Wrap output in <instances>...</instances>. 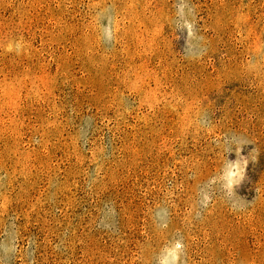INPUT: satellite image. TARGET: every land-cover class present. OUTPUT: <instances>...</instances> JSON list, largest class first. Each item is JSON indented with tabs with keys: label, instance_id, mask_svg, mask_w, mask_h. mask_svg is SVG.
Returning <instances> with one entry per match:
<instances>
[{
	"label": "rangeland",
	"instance_id": "374dc122",
	"mask_svg": "<svg viewBox=\"0 0 264 264\" xmlns=\"http://www.w3.org/2000/svg\"><path fill=\"white\" fill-rule=\"evenodd\" d=\"M181 2L0 0V264H264V0Z\"/></svg>",
	"mask_w": 264,
	"mask_h": 264
},
{
	"label": "clouds",
	"instance_id": "9594fccd",
	"mask_svg": "<svg viewBox=\"0 0 264 264\" xmlns=\"http://www.w3.org/2000/svg\"><path fill=\"white\" fill-rule=\"evenodd\" d=\"M188 11L185 12L184 9ZM192 9L188 7L187 0H182L178 6L179 19L176 21V27L179 31H187L188 37L194 35V23L187 17L192 13ZM108 36L111 38V31L108 30ZM241 149H238L240 151ZM243 178V170L240 168L238 162L230 163L224 173L223 179L225 181L224 187L227 189L228 195L234 194V189L239 185ZM207 199V198H206ZM184 245L182 239L172 241L166 245L158 257V264H178L183 253Z\"/></svg>",
	"mask_w": 264,
	"mask_h": 264
}]
</instances>
